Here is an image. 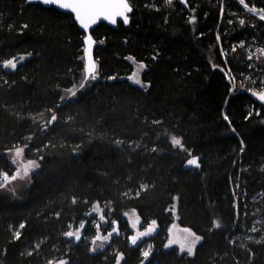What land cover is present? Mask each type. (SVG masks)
<instances>
[{"label":"trees","instance_id":"1","mask_svg":"<svg viewBox=\"0 0 264 264\" xmlns=\"http://www.w3.org/2000/svg\"><path fill=\"white\" fill-rule=\"evenodd\" d=\"M128 2L127 24L91 31L93 80L70 13L0 0V173L17 146L39 163L18 190L0 188V264H139L145 249L143 264H264V101L249 93L264 88V55L247 56L264 47V0ZM129 58L146 87L128 80ZM97 206L100 230L115 220L118 233L91 252ZM128 208L141 228L157 222L135 245ZM82 220L80 241L64 236ZM173 220L201 236L193 255L165 247Z\"/></svg>","mask_w":264,"mask_h":264},{"label":"snow or ice","instance_id":"2","mask_svg":"<svg viewBox=\"0 0 264 264\" xmlns=\"http://www.w3.org/2000/svg\"><path fill=\"white\" fill-rule=\"evenodd\" d=\"M43 3L45 4H52V5H57L58 7H60L61 9H65V10H70L71 12H73L75 14V19L77 21H79L80 25L87 29L90 27V25L95 24L96 21L100 18H104L106 20H110L112 23H116V18L117 17H121L123 19V22L125 24H127L129 22V18L127 13H129L131 11V8L129 6L128 0H42ZM168 2H171V0H168ZM183 2V0H182ZM239 2L244 5L245 0H239ZM246 6V5H245ZM261 20H264V15H262L260 17ZM241 23L243 24L244 21H241ZM86 42L91 40V37H85ZM242 46V45H241ZM88 49H85V52L87 53ZM258 51L261 54H264V47H261L258 49ZM20 60H23V57L19 58ZM249 60L252 59V56L249 55L248 57ZM3 67L5 69H11V70H15L17 68V63L15 62L14 59H10V60H6L3 64ZM141 68H143V65H141ZM89 72L92 74L91 75V79L95 80L96 79V75H95V64L93 63L90 68L88 69ZM87 79V78H86ZM137 84H140V80L137 79L135 81ZM84 85L81 84V88H83ZM76 93H72L73 96H75ZM253 95L258 96L259 100L264 101V91L260 92V93H253ZM63 99V98H62ZM227 118V117H226ZM57 120V117L55 115H53L51 117V120L48 121V124L51 125L52 123H54ZM171 143L173 145H180L181 141L179 139L173 138ZM28 146L26 145L24 148H17L15 150V155L16 157H20L25 149ZM43 159V158H41ZM16 160L13 159L12 160V164H15ZM187 165H197V159L193 158V159H189L187 160ZM29 168L32 169H38L39 168V164H37L35 161H28L26 165L22 166V170H23V176L26 177L29 175ZM20 172H21V168H17L16 173L9 176L6 172L5 173H0V176H2L3 181L5 183L9 182V181H14L16 180L19 176H20ZM23 178V177H20ZM3 184H0V187H3ZM137 196L140 195L139 192H137L136 194ZM75 202V201H73ZM101 210L99 209V207H94L93 208V212H100ZM135 212V210H133ZM168 211L174 212L175 211V205L173 206L172 209H169ZM59 215V214H57ZM87 216H91V213L86 214ZM127 215V214H125ZM101 222L107 223V221H105V217L104 215H100L99 217ZM131 227L133 229L137 228V226L140 224V218L139 216L136 217V220L134 222H131ZM156 221H152L151 224L148 225L147 228L144 229V231H137L135 235L130 236L129 240L131 242V244L135 245L138 243V241L141 238L144 237H148L150 236L154 231H156V228L154 227V225H156ZM112 224V231L110 233H108L107 235L104 236H100V228H101V224L97 223L95 225L96 231H97V235L95 237H93V244H95L96 240H102L103 242H108L110 240V237L113 234L118 233V223L117 221L113 220L111 221ZM214 226L216 228H219L220 225L219 223H215ZM25 227L24 224L20 225V228L23 229ZM69 227L71 228L72 225H69ZM86 227L85 222L82 220L79 224V227L75 230V231H67L64 233L65 237L68 238H75L76 241H80L82 238V230ZM256 229H253V231H255ZM184 232L189 233V236H185L183 238V241L180 242V249L181 252L186 251L187 254L189 256L193 255V251H194V247L197 244L198 241H200L201 237L196 236L195 233H193L191 231V229H183ZM16 238H19L20 236V232H16L15 234ZM189 237H191V239H189ZM177 241L173 240V239H169L168 244L165 245V247H169L170 245H172L173 243H176ZM101 248L104 247V243H101L100 245ZM149 248L151 249V246H149ZM95 250V249H93ZM31 254V253H29ZM142 256L145 258V260H147V258L150 256V251H143L142 252ZM51 264V262H50ZM58 264H68V261L66 260H60L58 262ZM117 264H120V255H117Z\"/></svg>","mask_w":264,"mask_h":264},{"label":"rangeland","instance_id":"3","mask_svg":"<svg viewBox=\"0 0 264 264\" xmlns=\"http://www.w3.org/2000/svg\"><path fill=\"white\" fill-rule=\"evenodd\" d=\"M245 5H246V4L244 3L243 6L247 8V6H245ZM256 15H258L259 17H261L262 15H264V13H263V12H258V11H256ZM259 48H260L259 45H258L257 47L249 46V47L247 48V56L249 57V55H251V56H252V59H253V58L256 59L257 56H258L259 54H261V53L258 51ZM262 55H264V54H262ZM18 57H19V58H20V57H23L24 59H23V60H20L19 58L14 59L15 62L17 63V65H18L19 63H21V62H24L26 59H28V58L30 57V55H29V54H21V55H19ZM11 59H13V58H11ZM129 60H130V61L132 62V64H133V70H132V72L127 76L128 80H129L131 83L137 84L135 81H136L137 79H139V80H140V84H137V85L140 86V87H146V83L142 82L141 77H140L141 72H142L143 69L145 68L144 63L139 62V61H136V60H134L133 58H129ZM253 61H254V60H253ZM141 65H143V68H141ZM235 81H237V79H235ZM249 91H250L249 93H250L253 97H255L257 100H259L258 96L253 95V93H260V92L264 91V88H262V89H260V90L249 89ZM262 122L264 123V119L262 120ZM17 148H23V147H22V146H17V147H14V148L8 150V152H7V155H8V157H9V161H10L11 164H12V160H13V159L16 160V163H15V164H12V165L14 166V170H13V172H12L11 174H8V175L11 176V175L15 174L17 168H21L20 176H19L16 180H14V181H9V182H7V183H5V182L3 181L2 176H0V184H3V185H4L3 187H0V188H1L3 191L18 190L19 188H21V187L23 186V184H26V183L28 182V180H29V178H30V175H31L33 172H35V171L37 170V169L29 168V175L26 176V177H24V176H23L22 166H23V165H26L28 161H35L37 164H39L38 161L35 160V159H28V158L24 157V154H22L20 157H16V155H15V150H16ZM20 177H23V178H20ZM133 210H135V209H134V208H128V209L124 210V212H123L124 218L128 221L129 227H130V229H131V236L135 235L137 231H144V229L147 228L148 225L151 224V222L153 221V220H151V221L148 223V225L145 226V227H143V228H141V227L138 225L137 228L133 229V228L131 227V223H130V221H131V222H134V221L136 220V217L138 216L136 210H135V212H134ZM93 213H94V215L96 216L95 224H97V223L100 222L99 217H100V215H103V212L100 211V212H93ZM93 213H91V214H93ZM125 214H127V215H125ZM104 217H105V216H104ZM76 227L78 228L79 225L76 226ZM112 227H113V226L110 225V228H109L107 231H105V232L100 230V233H99L100 236H104V235H107L108 233H110V232L112 231ZM154 227L156 228V225H154ZM77 228H74V229L71 230V231H75ZM183 229H190V228L185 227V226H181L180 224H178V222H177L176 220H173V221L169 224V226H168V228H167V239H166V244H168V241H169V239L171 238V239H173V240H175V241H177V242H176V243H173V244L170 245V246H176V247L178 248V250L181 251V249H180V242L183 241V238H184L185 236H189V233L184 232ZM191 231H192V230H191ZM154 232H155V231H154ZM154 232H153V233H154ZM192 232H193V231H192ZM153 233H152V234H153ZM193 233H195V232H193ZM96 235H97V231H95V234L89 238V239H90V251H91V252H96V251H98V250L103 249V248L109 243V241H110V240H109L108 242H103L102 240H96L95 244H93V242H92V241H93V237H95ZM195 235L201 237L199 234H196V233H195ZM148 237H149V236H148ZM148 237L141 238L139 241H142L143 239L148 238ZM71 239H74V237L71 238ZM189 239H191V237H189ZM200 240H201V239H200ZM139 241H138V242H139ZM199 242H200V241H198L197 243H199ZM101 243H104V247H103V248L100 247ZM166 244H165V245H166ZM195 246H196V245H195ZM194 248H195V247H194ZM93 249H95V250H93ZM148 249H149V248H148ZM145 251H147V249H145ZM183 252H185V253L187 254L186 251H183ZM119 255H120V259H121V254H119ZM144 261H145V258H144L139 264H143ZM114 264H117V261H116V263H114Z\"/></svg>","mask_w":264,"mask_h":264},{"label":"water","instance_id":"4","mask_svg":"<svg viewBox=\"0 0 264 264\" xmlns=\"http://www.w3.org/2000/svg\"><path fill=\"white\" fill-rule=\"evenodd\" d=\"M26 3H36V4H40L41 6H44V7H55L57 10L59 11H62V12H66V13H70L73 17V20L76 22L78 28L84 33V36H83V43H84V48H83V62H84V73H85V77H89L90 75H92L90 72H89V68L90 66L94 63L95 64V70H96V61H95V57H94V50H95V47H96V44H97V41L96 39L93 37L91 31L97 27L98 24L100 23H105L106 25L108 26H111L112 28H115L117 26V22L118 21H122L123 22V19L121 17H117L116 18V23H112L110 20H106L104 18H100L96 21L95 24H92L90 25L89 28L85 29L83 28L79 21H77L75 19V14L73 12H71L70 10H65V9H61L60 7H58L57 5H52V4H45L42 2V0H26ZM129 3V2H128ZM129 6L131 8V11H132V7L129 3ZM127 13L128 15V18H130V13ZM124 23V22H123ZM125 24V23H124ZM85 37H91V40L87 41L85 40ZM85 49H88L87 53L85 52ZM96 72V71H95Z\"/></svg>","mask_w":264,"mask_h":264},{"label":"bare ground","instance_id":"5","mask_svg":"<svg viewBox=\"0 0 264 264\" xmlns=\"http://www.w3.org/2000/svg\"><path fill=\"white\" fill-rule=\"evenodd\" d=\"M82 41H83V38H82ZM83 48H84V43H83ZM17 58H18V56L16 55V57H14L13 59H17Z\"/></svg>","mask_w":264,"mask_h":264}]
</instances>
